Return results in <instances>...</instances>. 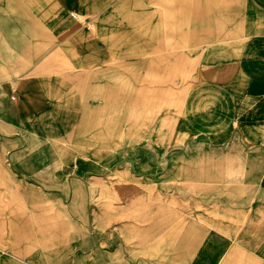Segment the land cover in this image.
<instances>
[{"label":"crops","instance_id":"crops-1","mask_svg":"<svg viewBox=\"0 0 264 264\" xmlns=\"http://www.w3.org/2000/svg\"><path fill=\"white\" fill-rule=\"evenodd\" d=\"M24 134L180 147L160 153L176 212L145 200L144 236H195L183 264H264V0H0V158ZM19 251L6 264H54Z\"/></svg>","mask_w":264,"mask_h":264},{"label":"rangeland","instance_id":"rangeland-1","mask_svg":"<svg viewBox=\"0 0 264 264\" xmlns=\"http://www.w3.org/2000/svg\"><path fill=\"white\" fill-rule=\"evenodd\" d=\"M24 135L18 160L0 158V264L20 249L38 251L40 263L51 256L54 264H183L195 236H144L161 227L145 222V200L176 212L175 178L160 172L175 161H160V153L180 147Z\"/></svg>","mask_w":264,"mask_h":264}]
</instances>
